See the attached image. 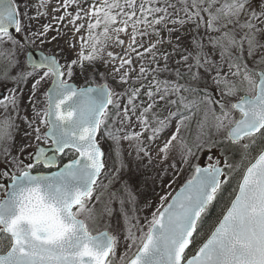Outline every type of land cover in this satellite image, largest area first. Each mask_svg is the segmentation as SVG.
I'll return each instance as SVG.
<instances>
[{
	"label": "snow or ice",
	"instance_id": "obj_1",
	"mask_svg": "<svg viewBox=\"0 0 264 264\" xmlns=\"http://www.w3.org/2000/svg\"><path fill=\"white\" fill-rule=\"evenodd\" d=\"M0 66V264H264V0H0ZM213 130L239 162L193 163Z\"/></svg>",
	"mask_w": 264,
	"mask_h": 264
},
{
	"label": "rangeland",
	"instance_id": "obj_2",
	"mask_svg": "<svg viewBox=\"0 0 264 264\" xmlns=\"http://www.w3.org/2000/svg\"><path fill=\"white\" fill-rule=\"evenodd\" d=\"M54 2V0H53ZM44 22V21H42ZM44 49L46 51L48 50H55V45L53 44H47L44 45ZM2 67V66H0ZM14 85L11 82L7 81H0V92H4L5 95L8 94V89L13 87ZM31 81H29L28 85L25 87V96L27 95V89L30 88ZM196 119H199L197 117ZM196 119H193L191 122V125L188 129H182L180 136L191 141L197 134V127H196ZM140 131V128L138 125H135L133 128L127 129V131ZM175 130V124L167 129L165 132H163L156 140L149 142L147 140L148 133H145L144 136V142L145 145L149 148L153 147L154 145H158L157 148H154V156L157 160L156 166L153 164L147 168H143L140 174V180L138 183V187L140 189L139 197H140V205L143 206L145 201L151 202L153 205V208H155L159 204V196L162 195L165 191L175 193L179 189V186L183 184L184 180L191 175V170L187 166H183L184 170L180 172L179 175H176V169L170 168L168 165L171 164V158L168 161H164L161 156H159L158 149L163 146V143L169 138L171 133ZM23 133L21 132L19 135H17L16 139L17 142H21V136ZM224 133H215L213 130V134L210 137V143L212 144L211 147L205 146L200 151L196 152L195 158L193 159V163L195 164H203V155L205 153H208L209 155V163H214L216 160H220L221 164H223V160L225 157H228V160L230 163H237L240 160V156L237 153L232 152L230 148H227V144L225 141H223ZM27 143L28 141H24ZM109 144L110 142H105L103 144V147L105 151L107 152L109 150ZM123 147L125 149V154H127L128 151H132V149L129 148V144L127 141L123 142ZM179 144L178 142L175 144V146L172 148V156H176L178 152ZM207 155V154H206ZM135 156V153L133 151V157ZM144 164H147V161L144 160ZM181 166L178 165L177 168H180ZM167 169V171H165ZM235 187V180L231 182L230 185L225 186V190L223 192V197L226 199L228 197V194L232 191V188ZM219 199L218 201H220ZM214 201L213 205L210 207L208 215L214 206H216L219 202ZM224 202L219 206V209L217 211V218L220 214L221 207L223 206ZM146 215L147 213H143ZM213 222L208 223L206 226V223L204 225L203 231L207 233L208 227ZM123 251V249H121Z\"/></svg>",
	"mask_w": 264,
	"mask_h": 264
},
{
	"label": "trees",
	"instance_id": "obj_3",
	"mask_svg": "<svg viewBox=\"0 0 264 264\" xmlns=\"http://www.w3.org/2000/svg\"><path fill=\"white\" fill-rule=\"evenodd\" d=\"M225 199H221L220 201H218L219 203L214 206V208L211 209L209 215H207L206 217V226L208 225V223L210 222H214L217 219V211L219 209V206L224 202Z\"/></svg>",
	"mask_w": 264,
	"mask_h": 264
},
{
	"label": "bare ground",
	"instance_id": "obj_4",
	"mask_svg": "<svg viewBox=\"0 0 264 264\" xmlns=\"http://www.w3.org/2000/svg\"><path fill=\"white\" fill-rule=\"evenodd\" d=\"M157 144L156 145H154L153 147H151V148H149L150 149V151H151V154H152V152H154L153 150H154V148H157ZM152 156H153V162H152V164L154 165V166H156V164H157V160H156V158H155V156H154V153L152 154ZM146 161H147V159H145Z\"/></svg>",
	"mask_w": 264,
	"mask_h": 264
},
{
	"label": "water",
	"instance_id": "obj_5",
	"mask_svg": "<svg viewBox=\"0 0 264 264\" xmlns=\"http://www.w3.org/2000/svg\"><path fill=\"white\" fill-rule=\"evenodd\" d=\"M34 56H37V58H38V53H34ZM4 95V93L2 92V93H0V96H3ZM205 159V155H203V160ZM201 167H206V166H204V165H200Z\"/></svg>",
	"mask_w": 264,
	"mask_h": 264
},
{
	"label": "flooded vegetation",
	"instance_id": "obj_6",
	"mask_svg": "<svg viewBox=\"0 0 264 264\" xmlns=\"http://www.w3.org/2000/svg\"><path fill=\"white\" fill-rule=\"evenodd\" d=\"M207 161H208V163H207V164H209V162H210V161H209V160H207Z\"/></svg>",
	"mask_w": 264,
	"mask_h": 264
}]
</instances>
